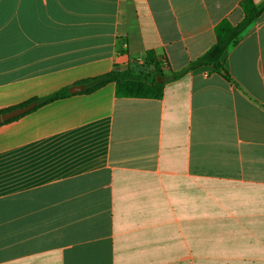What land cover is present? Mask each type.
Masks as SVG:
<instances>
[{
	"label": "crops",
	"instance_id": "crops-1",
	"mask_svg": "<svg viewBox=\"0 0 264 264\" xmlns=\"http://www.w3.org/2000/svg\"><path fill=\"white\" fill-rule=\"evenodd\" d=\"M239 2L0 0V110L148 50L181 70ZM225 66L232 82L203 66L161 99L108 83L1 123L0 264H264V13Z\"/></svg>",
	"mask_w": 264,
	"mask_h": 264
},
{
	"label": "trees",
	"instance_id": "trees-1",
	"mask_svg": "<svg viewBox=\"0 0 264 264\" xmlns=\"http://www.w3.org/2000/svg\"><path fill=\"white\" fill-rule=\"evenodd\" d=\"M239 6L243 13L240 23L232 25L225 18L220 20L213 28L215 37L213 45L202 55L191 60L183 69L172 71L164 57H159L153 50H148L143 62L138 66L126 70H113L107 74L79 82L78 84L84 86L82 92L89 94L108 83H113L117 97L161 99L166 82L176 80L182 75L203 66H212L214 73L221 75L226 81L232 82L225 66L228 48L235 46L244 32L264 13V2L256 4L253 0H240ZM69 95V89L64 88L46 97L34 98L18 106L0 110V113L24 107L31 102H36L35 107L41 106Z\"/></svg>",
	"mask_w": 264,
	"mask_h": 264
},
{
	"label": "water",
	"instance_id": "water-1",
	"mask_svg": "<svg viewBox=\"0 0 264 264\" xmlns=\"http://www.w3.org/2000/svg\"><path fill=\"white\" fill-rule=\"evenodd\" d=\"M83 88H84L83 85H79V86L71 88L69 90V92L70 93H76V92L82 91ZM35 106H36V103L35 102H31V103H29L28 105H26L24 107H18V108L12 109L10 111L4 112V113H0V124L1 123H5V122H7L8 120H10V119H12L14 117H17L19 115H22V114L30 111Z\"/></svg>",
	"mask_w": 264,
	"mask_h": 264
}]
</instances>
